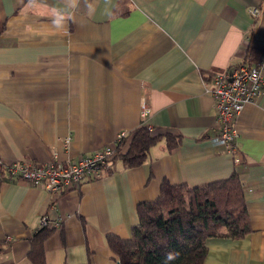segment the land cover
I'll return each mask as SVG.
<instances>
[{
  "label": "crops",
  "instance_id": "obj_1",
  "mask_svg": "<svg viewBox=\"0 0 264 264\" xmlns=\"http://www.w3.org/2000/svg\"><path fill=\"white\" fill-rule=\"evenodd\" d=\"M96 3L88 17L81 0L65 33L49 21L64 0H0V156L45 162L57 152L67 162L121 132L130 141L144 103L160 138L141 165L118 157L103 177L52 198L0 168V264H35L32 239L44 226L46 264H121L110 238L132 237L139 204L165 181L194 187L234 174L251 231L209 237L203 264H264V93L238 117L236 161L213 140L209 90L216 71L264 59V0H113L110 16Z\"/></svg>",
  "mask_w": 264,
  "mask_h": 264
},
{
  "label": "trees",
  "instance_id": "obj_2",
  "mask_svg": "<svg viewBox=\"0 0 264 264\" xmlns=\"http://www.w3.org/2000/svg\"><path fill=\"white\" fill-rule=\"evenodd\" d=\"M167 137L169 148L178 143L169 133ZM159 138L142 124L130 141L125 137L118 143L116 157H121L128 167L141 165ZM138 212L140 224L134 228L130 239L110 238L121 264H166L169 252L174 253L175 258L167 264H203L209 237L241 238L251 231L237 174L194 187L165 181L159 197L139 204ZM50 233L51 229L44 226L32 239L31 258L35 264H46L44 241ZM4 246V242H0V252Z\"/></svg>",
  "mask_w": 264,
  "mask_h": 264
},
{
  "label": "built area",
  "instance_id": "obj_3",
  "mask_svg": "<svg viewBox=\"0 0 264 264\" xmlns=\"http://www.w3.org/2000/svg\"><path fill=\"white\" fill-rule=\"evenodd\" d=\"M251 11L255 17L260 14L257 7ZM263 68L264 59L253 66L246 64L230 66L212 75L209 90L218 111V133L213 140L223 146L227 152L233 153L236 161H239L240 152L237 120L245 105L256 101L264 93ZM151 113V107L144 103L141 107L144 124L147 125L146 121ZM147 126L149 129L152 128L151 125ZM126 134L121 132L113 143L67 162L59 159L57 152L53 158L45 162L16 159L6 163L0 156V168H4L11 179L27 181L46 189L52 198L62 190L78 189L85 179L101 178L113 169L118 143L126 137ZM47 223V218H44L42 224Z\"/></svg>",
  "mask_w": 264,
  "mask_h": 264
},
{
  "label": "clouds",
  "instance_id": "obj_4",
  "mask_svg": "<svg viewBox=\"0 0 264 264\" xmlns=\"http://www.w3.org/2000/svg\"><path fill=\"white\" fill-rule=\"evenodd\" d=\"M35 0H33V3ZM104 9L103 12L105 15L112 14L113 0H103ZM81 0H64L63 7H51L49 21L51 27L57 31L67 33L68 28L71 24L77 23V10L79 9ZM85 8L87 9L88 17H92L97 10L96 0H85ZM175 258V254L169 252L166 257L167 261H170Z\"/></svg>",
  "mask_w": 264,
  "mask_h": 264
}]
</instances>
